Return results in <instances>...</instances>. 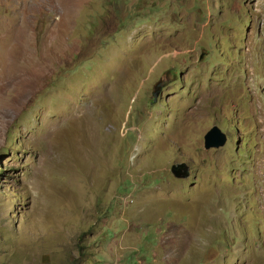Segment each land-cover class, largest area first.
<instances>
[{
    "label": "rangeland",
    "instance_id": "obj_1",
    "mask_svg": "<svg viewBox=\"0 0 264 264\" xmlns=\"http://www.w3.org/2000/svg\"><path fill=\"white\" fill-rule=\"evenodd\" d=\"M0 264H264V0H0Z\"/></svg>",
    "mask_w": 264,
    "mask_h": 264
},
{
    "label": "water",
    "instance_id": "obj_2",
    "mask_svg": "<svg viewBox=\"0 0 264 264\" xmlns=\"http://www.w3.org/2000/svg\"><path fill=\"white\" fill-rule=\"evenodd\" d=\"M158 90V87H156ZM156 94V93H155ZM227 137L216 126L212 127L204 136V148L206 150L211 148L223 147L226 143ZM171 175L176 179H187L190 175V169L185 163H176L170 167Z\"/></svg>",
    "mask_w": 264,
    "mask_h": 264
}]
</instances>
